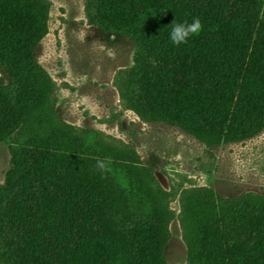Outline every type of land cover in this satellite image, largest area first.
Here are the masks:
<instances>
[{"label":"trees","instance_id":"16d2710c","mask_svg":"<svg viewBox=\"0 0 264 264\" xmlns=\"http://www.w3.org/2000/svg\"><path fill=\"white\" fill-rule=\"evenodd\" d=\"M258 8L259 0L85 4L93 26L128 37L137 49L130 108L145 122L179 127L208 146L241 142L264 129ZM41 17L32 0H0V65L9 77L0 85V142L19 129L40 96L32 50ZM193 18L200 19V32L173 45L171 24ZM87 162L81 146L56 137L11 152L0 186L2 264H163L156 218L129 212L123 199L111 196L108 179L85 169ZM218 200L221 209L208 204V212L204 205L195 212L192 264H264V199ZM113 204H122L120 213Z\"/></svg>","mask_w":264,"mask_h":264},{"label":"rangeland","instance_id":"374dc122","mask_svg":"<svg viewBox=\"0 0 264 264\" xmlns=\"http://www.w3.org/2000/svg\"><path fill=\"white\" fill-rule=\"evenodd\" d=\"M32 1L42 12L32 50L41 91L19 129L0 142V186L11 152L29 141L56 137L81 146L90 161L85 169L108 179L111 196L131 213L156 218L163 264H192L201 206L206 213L208 204L221 209L219 198L264 199V129L241 142L208 146L179 127L145 122L128 102L133 41L93 26L86 0ZM258 9L264 20V0ZM8 84L0 65V85ZM98 160L103 168L91 163ZM113 208L120 213L122 204Z\"/></svg>","mask_w":264,"mask_h":264},{"label":"clouds","instance_id":"9594fccd","mask_svg":"<svg viewBox=\"0 0 264 264\" xmlns=\"http://www.w3.org/2000/svg\"><path fill=\"white\" fill-rule=\"evenodd\" d=\"M201 21L199 18H193L191 23L188 22H173L171 24V30L168 34L169 40L173 45H180L187 42L190 36H195L201 30ZM103 168V164H98Z\"/></svg>","mask_w":264,"mask_h":264}]
</instances>
